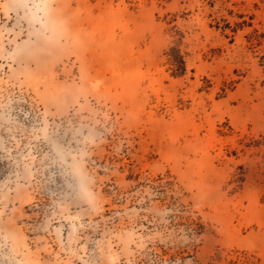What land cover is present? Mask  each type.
I'll list each match as a JSON object with an SVG mask.
<instances>
[{
	"label": "rangeland",
	"instance_id": "374dc122",
	"mask_svg": "<svg viewBox=\"0 0 264 264\" xmlns=\"http://www.w3.org/2000/svg\"><path fill=\"white\" fill-rule=\"evenodd\" d=\"M0 264H264V0H0Z\"/></svg>",
	"mask_w": 264,
	"mask_h": 264
},
{
	"label": "trees",
	"instance_id": "16d2710c",
	"mask_svg": "<svg viewBox=\"0 0 264 264\" xmlns=\"http://www.w3.org/2000/svg\"><path fill=\"white\" fill-rule=\"evenodd\" d=\"M169 62L173 66L172 68V76L177 77V76H182L186 73V66H185V61L183 59V56L179 53L178 49L175 47H171L169 50ZM259 143L255 144V146H258ZM240 181V178L238 182Z\"/></svg>",
	"mask_w": 264,
	"mask_h": 264
}]
</instances>
